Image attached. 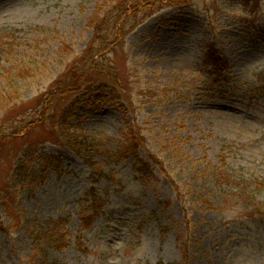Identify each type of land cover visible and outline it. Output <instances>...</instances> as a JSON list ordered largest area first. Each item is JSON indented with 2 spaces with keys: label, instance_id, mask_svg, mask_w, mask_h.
I'll use <instances>...</instances> for the list:
<instances>
[{
  "label": "rangeland",
  "instance_id": "1",
  "mask_svg": "<svg viewBox=\"0 0 264 264\" xmlns=\"http://www.w3.org/2000/svg\"><path fill=\"white\" fill-rule=\"evenodd\" d=\"M129 1L139 26L103 60L120 89L53 100L89 146L77 152L55 144L43 94L90 67V21L128 0H0V264H264V213L249 215L264 203V0ZM129 128L145 146L112 156ZM30 150L56 164L33 165L5 203ZM215 167L236 185L217 191ZM59 221L62 251L43 240Z\"/></svg>",
  "mask_w": 264,
  "mask_h": 264
},
{
  "label": "trees",
  "instance_id": "2",
  "mask_svg": "<svg viewBox=\"0 0 264 264\" xmlns=\"http://www.w3.org/2000/svg\"><path fill=\"white\" fill-rule=\"evenodd\" d=\"M139 1V0H138ZM164 3H167L171 6H181L183 4H188L189 0H186L184 2L182 1H176V0H160ZM135 4L128 0V2H122L121 4L116 5L115 8H110L109 10L103 12L102 8H99L97 12L94 14L95 16L90 21V26L93 27L95 36H97L100 41L93 42V46H90V50L87 52V55L85 56L83 60V64H90V67L87 68H81V67H72L67 74L60 80L56 81L53 87H51L45 94H43V98H45V101L47 103V107H49V110H51L53 113L51 114V118L54 120V117L57 116L58 122L56 123V126L54 127V134H55V144L66 146L74 151L80 152L83 150V148H86L89 150V146H87V143L83 136L78 137L76 132H73L76 130L73 125L69 122L73 118L72 111L68 108L63 111L61 114L59 111L61 108H57L56 104L53 102L54 99L59 98L60 101H71L74 99H77L80 95H82L85 92H91L95 85H107L110 87V89L115 92L118 91V87H120V81L118 80V74H115L109 67L106 66V64H103V60L105 59V54L107 53V50L111 49V47L118 45V43L124 41L128 35H130L134 30L139 26V24L134 23L128 25L130 20H128L129 14V6L131 3V6L134 8H137L138 2L134 1ZM153 5H148L147 9L148 11L152 9ZM114 11L112 14L111 12ZM147 11V10H146ZM146 12L144 15V18L150 17ZM124 16L127 17L126 20H123ZM143 19V18H142ZM141 20V19H140ZM142 21V20H141ZM113 26L114 30V38L112 40H109V37L111 35V26ZM110 27V28H109ZM108 40V41H107ZM98 44V45H97ZM96 49H100L99 52L96 51ZM97 52V53H96ZM210 57L212 59V63L216 64V68L220 67L221 71H227L229 69V66L227 63L222 62L217 59V55H214L213 50H210ZM218 60V61H217ZM22 76H24V73H21ZM116 96V95H114ZM126 102H130L129 98H126ZM4 100L0 101V108L4 109L5 104ZM42 108H44V104H42ZM47 110V108H45ZM44 112H46V110ZM48 110V111H49ZM47 111V112H48ZM59 112V114L57 113ZM39 112V111H38ZM33 124H30L31 127ZM130 133V137L128 139V144L126 147H124L120 152L112 154V156L116 157H122L126 158L129 156L137 157L138 150L142 146H145L146 140L143 139L141 136L134 133L133 128L128 129ZM11 137L5 135H0V157L3 155L5 156L6 151H4L5 148V142L9 140ZM80 138V139H79ZM30 155H26V160L23 162H18L14 166L15 168L12 169L8 181V187L5 190V193L2 194V199L5 201V203L9 200L11 196V191L16 189V187L20 184H25L26 181L29 179L26 177L27 174L32 175L31 171L34 170L33 165L37 166L40 163H44L46 169L50 167L51 165L56 164V161L54 158L51 157V159H48V161L41 157L38 154H33V150H30ZM113 157V158H114ZM5 160V159H4ZM224 163V161L222 162ZM7 164V161H4V165ZM30 167V168H29ZM36 168V167H35ZM211 176L213 178L214 185L216 186L217 191L222 190L221 188L224 187H232L236 185L235 180H233L232 175H230L227 172H223L221 168H213V170L210 172ZM11 181H13V185H11ZM263 184V183H262ZM252 187L251 185H248L246 189H250ZM258 189V190H257ZM264 186L260 187L258 185V188H255L254 192L263 191ZM253 203L257 204V207L254 205V209L249 212V215L255 216L259 215L258 209L260 208L261 213H264V203L258 202L257 198L252 197V199H249ZM210 205V204H209ZM63 222L59 221L54 224L52 228H49V230L46 232V234L43 236L45 243L51 248H54L55 250L62 251L66 248V242H65V233H63ZM34 235V234H33ZM42 235V234H41Z\"/></svg>",
  "mask_w": 264,
  "mask_h": 264
}]
</instances>
